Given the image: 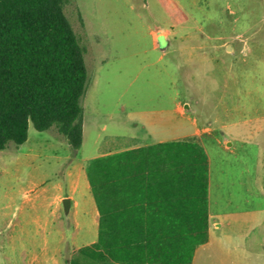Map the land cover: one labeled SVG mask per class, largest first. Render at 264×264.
I'll use <instances>...</instances> for the list:
<instances>
[{"label":"rangeland","instance_id":"rangeland-1","mask_svg":"<svg viewBox=\"0 0 264 264\" xmlns=\"http://www.w3.org/2000/svg\"><path fill=\"white\" fill-rule=\"evenodd\" d=\"M174 1L70 0L66 4L65 13L86 49L83 143L74 154L55 127L39 131L30 125L25 143L0 150V264H30L33 253L35 264H67L76 251L71 232L67 237L54 231L53 245L46 247L45 231L24 222L34 213L35 218L45 219L48 185L59 191L67 188L70 167L97 154L109 135L143 133L146 124L150 131L171 137L161 123L141 120L140 114L169 107L168 99L177 90L194 97L193 113L188 114L196 116L201 131L206 128L205 134L212 137L208 153L213 207L235 211L264 207V195L258 196L256 190L264 191V0H180L197 6L192 8L197 32L220 36L212 42L223 44L221 50H207L211 61L205 65L196 55L185 61L188 55L164 52L161 40V46L156 45L154 33L167 24L165 8L169 10ZM174 80L176 87L171 85ZM185 81L196 87L189 90ZM206 92L208 101L196 103ZM28 152L40 155L36 166L13 175L8 162ZM55 189L53 196L60 193ZM57 204L63 213L61 200ZM229 234L231 239L222 249H209L208 260L201 255L196 264H238L240 230ZM90 238L91 232H86L79 242ZM250 240L251 264H264V227L252 231ZM43 258L46 261L41 263Z\"/></svg>","mask_w":264,"mask_h":264},{"label":"trees","instance_id":"trees-1","mask_svg":"<svg viewBox=\"0 0 264 264\" xmlns=\"http://www.w3.org/2000/svg\"><path fill=\"white\" fill-rule=\"evenodd\" d=\"M70 0H0V150L21 145L29 127H55L74 154L84 138L88 69L86 49L65 13ZM159 149L136 148L92 158L86 173L100 212L99 238L77 248L67 264L113 260L138 264H191L194 251L208 240V153L197 135L160 143ZM149 153L148 156L145 154ZM175 161L167 184L185 197L162 206L195 208V229L144 232L124 229L127 212L140 208L143 159ZM177 177H179L177 179ZM189 185V186H188ZM133 194V195H132ZM194 195V198H193ZM135 207V208H134ZM192 220V215H191ZM150 244H143L144 241Z\"/></svg>","mask_w":264,"mask_h":264},{"label":"crops","instance_id":"crops-1","mask_svg":"<svg viewBox=\"0 0 264 264\" xmlns=\"http://www.w3.org/2000/svg\"><path fill=\"white\" fill-rule=\"evenodd\" d=\"M166 7V6H165ZM195 3L186 5L180 0L174 1V5L165 8L168 15L167 24L157 33H154L155 42L157 46L159 40L162 41V49L164 52L171 51L173 54L178 56L188 55L190 61L193 56L198 57V61L201 65H205L211 58L207 50L215 49L221 50L223 44H213V39H219L207 32H197L194 29V23L197 22V16L193 13ZM192 28V29H191ZM188 29V30H187ZM217 42V41H216ZM208 44L210 47H207ZM179 66L182 67V60H179ZM186 88L196 87L195 84L185 81ZM174 87L177 86V80L172 81ZM206 93L196 98V103H202L208 101ZM184 93L181 90H177L174 96L168 99L171 105L167 108H161L154 111H146L140 114L141 120H150L149 122L161 123L163 127L169 129L171 137L166 138L162 134L152 132L143 124L144 132L134 134H116L109 135L108 139L102 144H99V152L93 157L104 156L108 154H114L119 152L128 151L136 148H152L159 149L161 142L167 140H173L185 136L197 135L200 137L207 153L208 143L211 142L209 134L206 128L201 131V128L197 124L196 116L192 118L188 113L192 112L191 103L194 101L192 97ZM191 98V99H190ZM190 111V112H189ZM132 115V113H130ZM150 124V123H149ZM85 128V123H84ZM30 129V127H29ZM28 140V139H27ZM146 156L149 153L146 152ZM40 155L37 153L28 152L26 155H19L14 157L8 163L13 167V175L23 174L24 168L34 167L35 162L38 160ZM209 156V153H208ZM60 158V156H55ZM54 158V156H51ZM87 159L80 158L78 161L70 167L66 173L68 180L67 188L60 189V191L54 187V185H48L46 192H50V196H45L44 206L47 213L45 219L35 218L37 213L31 217L28 221L24 222V225H34L36 230H44L46 234V247L49 244L53 245V232L61 231L62 235L66 234L69 236L71 232V239L73 245L80 248L91 243H95L99 238V225H100V212L93 196L91 186L88 180L86 169H83L81 165H84ZM210 163V156H209ZM177 164L175 161L165 162L163 160L154 159H143L140 162H135V165H140L144 168L142 175L143 183L140 188V197L143 202L139 204L140 208L128 211L127 221L124 223V229L127 230H140L144 232H161V231H177L195 229V208L191 211L190 198L191 191L190 186L188 187V201L189 207L187 210L181 208L180 205L174 207L162 206L161 199L167 198L173 204L175 200L180 202L182 197L179 183L174 187L171 184H167L166 178L171 177L170 171H173V166ZM179 177H177L178 179ZM211 175L209 176V208H208V240L197 247L194 251L191 264H196L198 258L204 255L207 261L209 255V249L216 247L222 249L226 241L231 239L229 232L240 230V259L237 260L238 264H251V248L252 241H248L250 234L258 227H264V207H249L243 210H217L213 207L212 198V181ZM46 181V180H45ZM57 179L51 180L50 182H56ZM258 181H260L258 179ZM50 183V184H51ZM58 183V182H57ZM60 192L58 195L53 196V190ZM258 196L264 195V191L261 188H257ZM133 195V194H132ZM70 199L69 211H65L64 199ZM194 198V195H193ZM62 202V212H60L58 201ZM33 214V213H32ZM192 215V220H191ZM86 232H91V238L88 241L79 242L86 236ZM238 234V233H237ZM143 244H150L148 241H144ZM23 246L26 244L22 243ZM52 250V249H51ZM31 253V251H30ZM205 253V254H204ZM31 255V254H30ZM37 255L32 254L30 264L37 263ZM46 261L42 259L41 263ZM93 264H132V263H121L113 260L105 261H94ZM137 264V263H136ZM138 264H162L160 262L149 263L148 259H145L143 263Z\"/></svg>","mask_w":264,"mask_h":264},{"label":"water","instance_id":"water-1","mask_svg":"<svg viewBox=\"0 0 264 264\" xmlns=\"http://www.w3.org/2000/svg\"><path fill=\"white\" fill-rule=\"evenodd\" d=\"M64 208H65V211H69V208H70V199L69 198H65L64 201Z\"/></svg>","mask_w":264,"mask_h":264}]
</instances>
